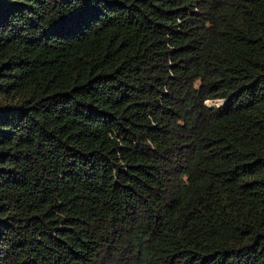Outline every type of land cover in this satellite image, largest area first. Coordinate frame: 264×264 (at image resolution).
I'll use <instances>...</instances> for the list:
<instances>
[{
  "label": "trees",
  "instance_id": "obj_1",
  "mask_svg": "<svg viewBox=\"0 0 264 264\" xmlns=\"http://www.w3.org/2000/svg\"><path fill=\"white\" fill-rule=\"evenodd\" d=\"M0 264H264V0H0Z\"/></svg>",
  "mask_w": 264,
  "mask_h": 264
},
{
  "label": "rangeland",
  "instance_id": "obj_2",
  "mask_svg": "<svg viewBox=\"0 0 264 264\" xmlns=\"http://www.w3.org/2000/svg\"><path fill=\"white\" fill-rule=\"evenodd\" d=\"M206 104H207L208 106L217 107L220 103L218 104V103H215V102H206L205 105H206ZM207 105H206V106H207Z\"/></svg>",
  "mask_w": 264,
  "mask_h": 264
},
{
  "label": "bare ground",
  "instance_id": "obj_3",
  "mask_svg": "<svg viewBox=\"0 0 264 264\" xmlns=\"http://www.w3.org/2000/svg\"><path fill=\"white\" fill-rule=\"evenodd\" d=\"M215 103H217V102H215Z\"/></svg>",
  "mask_w": 264,
  "mask_h": 264
}]
</instances>
